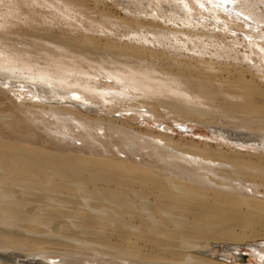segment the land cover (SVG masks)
I'll return each mask as SVG.
<instances>
[{
	"label": "bare ground",
	"instance_id": "obj_1",
	"mask_svg": "<svg viewBox=\"0 0 264 264\" xmlns=\"http://www.w3.org/2000/svg\"><path fill=\"white\" fill-rule=\"evenodd\" d=\"M246 77L264 0H0V264H264Z\"/></svg>",
	"mask_w": 264,
	"mask_h": 264
},
{
	"label": "rangeland",
	"instance_id": "obj_2",
	"mask_svg": "<svg viewBox=\"0 0 264 264\" xmlns=\"http://www.w3.org/2000/svg\"><path fill=\"white\" fill-rule=\"evenodd\" d=\"M112 7V6H111ZM111 7H109L110 8V12L111 13H115L116 12V14H120V16H122V13H120L119 11H117V10H115L114 11V7H112V9H113V11H112V9H111ZM115 14V15H116ZM16 45V48L18 47V49H23V50H26V51H32V49L31 48H29L27 45H23V44H21V43H17V44H15ZM21 45L23 46V48L21 47ZM27 47V48H26ZM49 47V46H48ZM50 47H51V45H50ZM246 79L247 80H250L249 79V77H246ZM250 82L251 83H253L255 86H257V88H259V89H263L264 88V83H260L258 80H256V79H253V80H250ZM4 101V100H3ZM6 101L8 102L9 100L8 99H6ZM159 111V113L161 114V115H166L165 114V112H163L162 110H158ZM161 111V112H160ZM216 119V121H214L215 119ZM207 119H209V117H207ZM210 119H211V121H213V122H215L216 124H217V122L219 121V120H221L220 118H218V117H210ZM209 119V120H210ZM213 119V120H212ZM138 122H140V121H138ZM168 123V122H167ZM168 124H170L171 125V127H172V132H174V134H172V135H175V137L177 138L178 136L177 135H184V136H186L187 138H189V139H194V140H197V139H202V138H205V136H207V137H209L210 135V130H209V127L205 124V123H200L199 121L197 122V121H195L194 120V123L193 122H190V123H187V134L186 133H183V131L181 132V133H179L178 131H177V128H176V126H172V124L173 125H175L174 123H168ZM220 125L222 124V123H219ZM224 124V123H223ZM139 125V124H138ZM206 126V127H205ZM237 131H240V132H244L245 133V131L247 132L248 130H240V129H237ZM254 135H250V137H253ZM207 140V139H206ZM207 142L208 143H210V145H211V147H214L215 148V143H214V141L212 140V139H208L207 140ZM221 142H223V141H221ZM78 143V142H77ZM213 144V145H212ZM224 144L226 145H235V144H231L230 142H224ZM237 146V145H236ZM241 153H244L243 151L241 152ZM249 154H253V153H251V152H249ZM118 155H122L123 156V154L122 153H120V154H118ZM248 184V182H246V184L245 185H247ZM260 186V187H259ZM258 186V190L261 192V191H264V185H259ZM249 188V187H248ZM246 190V189H245ZM247 192H248V194L250 195V190L249 189H247L246 190ZM250 191V192H249ZM246 192V193H247ZM229 193H232V191H230ZM230 197L231 196H236L237 195V193H236V195L235 194H228ZM256 195L258 196H261V194H258V193H256ZM262 197H264V195L262 196ZM259 198H261V197H259ZM51 249V248H50ZM52 250H54V249H52ZM56 251L58 250V251H60V249H55ZM246 252V249H245V247H243V249L241 250V253L243 254V253H245ZM253 260L251 259V261H250V263L252 262ZM248 262V261H247ZM249 262H248V264H250Z\"/></svg>",
	"mask_w": 264,
	"mask_h": 264
},
{
	"label": "snow or ice",
	"instance_id": "obj_3",
	"mask_svg": "<svg viewBox=\"0 0 264 264\" xmlns=\"http://www.w3.org/2000/svg\"><path fill=\"white\" fill-rule=\"evenodd\" d=\"M205 2V0H201V3L203 4ZM212 2H213V0H207V4H212ZM220 2L222 3V4H227V3H229V2H231V0H220ZM249 2H250V0H241V4H242V6H244V7H247V5L249 4ZM237 15H243L242 13H238ZM243 19L244 20H247L248 19V17H247V15H243Z\"/></svg>",
	"mask_w": 264,
	"mask_h": 264
}]
</instances>
